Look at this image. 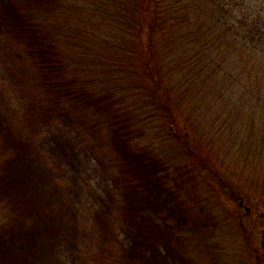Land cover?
<instances>
[{"label":"rangeland","instance_id":"374dc122","mask_svg":"<svg viewBox=\"0 0 264 264\" xmlns=\"http://www.w3.org/2000/svg\"><path fill=\"white\" fill-rule=\"evenodd\" d=\"M26 1L0 0V199L10 214L0 264H256V251L264 264V169L221 170L236 199L217 185L221 202L211 204L184 166L146 153L155 130L116 120L110 107L122 94L51 117L23 112L26 88L38 91L43 79L28 67L39 46L21 33Z\"/></svg>","mask_w":264,"mask_h":264},{"label":"trees","instance_id":"16d2710c","mask_svg":"<svg viewBox=\"0 0 264 264\" xmlns=\"http://www.w3.org/2000/svg\"><path fill=\"white\" fill-rule=\"evenodd\" d=\"M70 1L22 4L21 33L39 46L30 47L28 67L43 77L38 91L26 88L23 112L51 117L122 94L110 112L139 130H155L148 155L184 166L211 204L221 202L217 185L236 199L221 170L264 169V127L253 132L264 120V0ZM54 72L65 85L45 79ZM28 127L31 136L39 133ZM3 149L0 143V169ZM8 206L2 197L0 226L10 218Z\"/></svg>","mask_w":264,"mask_h":264},{"label":"water","instance_id":"95a60500","mask_svg":"<svg viewBox=\"0 0 264 264\" xmlns=\"http://www.w3.org/2000/svg\"><path fill=\"white\" fill-rule=\"evenodd\" d=\"M240 204H242V202H240ZM248 210V209H247Z\"/></svg>","mask_w":264,"mask_h":264}]
</instances>
